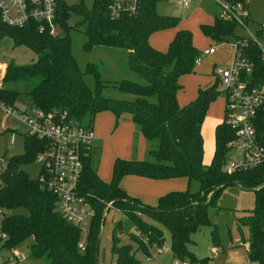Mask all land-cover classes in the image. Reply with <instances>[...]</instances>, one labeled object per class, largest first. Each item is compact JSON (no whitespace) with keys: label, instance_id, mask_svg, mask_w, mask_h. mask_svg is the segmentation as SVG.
<instances>
[{"label":"trees","instance_id":"1","mask_svg":"<svg viewBox=\"0 0 264 264\" xmlns=\"http://www.w3.org/2000/svg\"><path fill=\"white\" fill-rule=\"evenodd\" d=\"M158 0H140L135 15L112 19L107 14L109 0H94L87 8L84 4L68 6L62 0L58 9V34L39 33L33 24L24 27L10 26L0 20V40L9 37L13 46H25L36 59L18 65L12 59L6 62L1 80L0 101L20 109L16 101L21 94L28 97L29 108L58 114L65 111L83 124H92L99 111L110 110L116 119L128 113L146 140L156 141L149 149L148 160L116 158L110 181L105 182L96 172L94 148L86 159L80 189L92 194L95 214L91 219L84 249L78 248L81 238L77 225L67 221L57 210V198L45 185L20 169V165L33 160L44 148L42 140L24 134L25 150L11 155L0 169L1 231L6 235L0 248H19L29 240L34 257L46 256L49 264H97L96 246L99 244L106 202L121 211L123 219L114 224L111 251L115 264H138L136 253L149 255L154 247L162 246L164 235L147 218L162 223L170 232V250L174 257L194 259L187 249L190 235L199 225L208 223V207L215 203L221 189L236 181L241 187L253 189L256 194L251 213L239 220L249 229L248 261L264 264V163L247 170L227 173L224 165L229 156V142L234 130L221 122L214 130L215 148L209 164L203 163L201 124L210 102L218 94L220 80L213 86L199 89L195 99L179 105L177 90L181 75L190 73L200 55L192 43L188 29L177 30L166 51L153 48L148 39L157 30L175 26L178 16L158 14ZM229 4L246 0H220ZM75 13L85 24L84 49L93 45L113 46L127 51V63L139 80L121 79L115 87L126 97H107L102 90L107 81L95 67L86 65L82 71L71 52V38L67 20ZM248 19H246L247 21ZM237 23L224 19L219 13L211 25H201L205 35L214 41L224 42L234 36L239 43L243 36L235 35ZM244 55L253 62V71L245 79L251 85L264 84V61L260 48L251 40L241 47ZM90 74L94 86L89 87L84 76ZM257 134L264 144V117L257 123ZM125 175H139L154 179L185 177L197 180L199 190H171L161 195L156 205L142 203L128 195L121 187ZM24 207L27 214L15 212ZM147 219V220H146ZM124 222L131 225L127 242L121 243L118 233ZM98 242V243H97Z\"/></svg>","mask_w":264,"mask_h":264},{"label":"rangeland","instance_id":"2","mask_svg":"<svg viewBox=\"0 0 264 264\" xmlns=\"http://www.w3.org/2000/svg\"><path fill=\"white\" fill-rule=\"evenodd\" d=\"M62 1L68 6L84 4L87 8H90L94 0ZM245 2L249 12L247 29L256 34L257 27L264 23V0H246ZM155 10L158 14L178 16L179 22L175 26L154 31L149 39L151 45L167 50L170 43L168 42L170 39L169 34L174 33L175 35L177 30L188 29L192 33L194 46L200 53L205 46L210 45L217 50L216 55L203 57L201 62L195 65V71L182 75L183 77L179 81L181 82L179 92L177 91V101H180L178 104L182 106L195 99L199 89H206L214 85L218 73L226 67L233 55V46L236 39L234 36H230L227 41L218 42L203 33L201 25L213 24L214 14L217 10H220V5L215 0H189L187 6L182 3L179 4L178 0H158ZM80 20L81 17L75 13H72L67 20V24L70 26L71 52L78 67L83 71L86 65L90 64L98 70L100 77L107 81V86L102 90L104 96L126 97L127 94L120 92L115 87L116 81L121 79L139 80L127 63V51L124 48L103 45H93L90 49L85 50L86 36L83 31L85 24L81 23ZM234 34L246 37L248 32L237 25ZM257 39L264 47V33L261 36L258 35ZM166 43H168L167 46ZM10 59L18 65H26L32 63L36 59V55L25 46H13L11 39L6 36L0 40V60L7 62ZM0 63L2 62L0 61ZM84 79L89 87L94 86L92 75L86 74ZM217 88L220 91L212 103L210 102V109L212 113H220L223 116L225 94L222 85L218 84ZM27 103L28 97L25 94H21L16 101V105L20 109L28 107ZM0 120L11 126L7 116H0ZM19 123H17L19 128L14 133L8 130L0 131V158L3 160L0 162L2 163L0 169H3L11 155L21 154L25 150L23 131L25 126L23 123ZM131 125L133 130H131ZM93 128L100 146L95 149L93 154L97 175L106 182L111 179L112 166L116 158L137 159L138 152H141L142 159H138L148 160L151 158L149 149L156 146V141H150L149 143L146 139L145 144L141 145L139 133L135 134L134 132L135 124L133 121L126 115H120L116 119L115 114L110 110H102L96 113L93 119ZM98 134L105 140L102 141L100 136L98 138ZM233 155L236 156L237 152ZM211 158L212 154L207 157L206 155L203 156L206 163H209ZM20 169L25 171L30 178L37 179L41 170L37 155L33 160L21 164ZM147 178L149 177H139L141 180L149 181ZM165 179H172L169 182H172L171 185L175 187L168 188L165 191L188 189L190 192H197L199 190V182L194 179L191 181H188L185 177ZM140 185L142 184L140 183ZM255 200L256 194L253 189H243L233 184L224 186L215 203L208 207V223L199 225L198 229L190 235L191 241L188 242L187 249L192 252L194 259L192 260L186 256L180 260L186 261L188 264H248V253L245 246L248 244L249 229L247 225L240 224L239 220L251 213ZM15 212L27 214L24 207L15 209ZM121 219H123V216L112 208L105 213L99 234L97 264H115V255L111 251V233L114 224ZM147 219L148 222L157 225L162 230L164 243L162 247H159L160 252L152 249L151 253L147 255L138 251L136 253L139 260L138 264H169L176 258L170 250V232L162 223L153 221L150 218ZM130 230H132L131 225L124 222V230L118 233L121 243L127 242V233ZM18 247L24 253L25 258L16 264H49L46 256L34 257L31 254L29 240ZM213 247L216 248L215 253H211ZM9 250L10 248L0 249V264L9 255Z\"/></svg>","mask_w":264,"mask_h":264},{"label":"built area","instance_id":"3","mask_svg":"<svg viewBox=\"0 0 264 264\" xmlns=\"http://www.w3.org/2000/svg\"><path fill=\"white\" fill-rule=\"evenodd\" d=\"M60 0H0V20L10 26L24 27L33 24L39 33L50 36L58 34V9ZM220 5L219 15L224 19H233L238 26L248 32L246 37L233 46V55L226 67L218 74L225 94L222 122L234 130V138L229 142V156L224 165L227 173L255 168L264 163V144L257 134V123L264 117V84L251 85L245 79L253 71V62L242 52V45L251 40L261 50L264 61V47L257 36L263 35L264 23L256 29V34L247 29L249 12L241 2L229 4L215 0ZM188 5L189 0H180ZM140 0H109L107 14L112 19L124 15H135ZM258 34V35H257ZM214 46L204 50L202 55L213 53ZM2 110L18 119L25 126V134L34 136L44 143V148L37 154L41 164L39 181L57 198L59 213L69 222L77 225L81 238L78 248L84 249L91 219L95 214L91 199L94 195L82 193L80 182L86 159L90 155L96 139L93 124H83L67 115L45 112L39 108L18 109L0 101ZM237 152V155L233 154ZM3 160L0 158V162ZM2 164V163H0ZM106 209L115 208L111 202L105 203ZM0 241L6 235L1 231ZM162 247V246H159ZM158 246L153 249L160 252ZM249 252L248 244L245 246ZM216 248L211 249L215 253ZM25 258L19 248H11L3 264H16ZM148 259V258H147ZM169 264H188L175 258ZM248 264H252L249 262Z\"/></svg>","mask_w":264,"mask_h":264},{"label":"crops","instance_id":"4","mask_svg":"<svg viewBox=\"0 0 264 264\" xmlns=\"http://www.w3.org/2000/svg\"><path fill=\"white\" fill-rule=\"evenodd\" d=\"M178 3L181 4L182 2H180V0H178ZM187 6V5H185ZM220 12V10H217L214 14V17L216 14H218ZM249 20V19H248ZM181 28H184V27H181ZM151 36V35H150ZM150 36H149V39H150ZM169 41L170 42L173 37H174V33L173 34H169ZM193 38V37H192ZM148 39V41H149ZM150 43V41H149ZM193 45H194V42L192 41ZM151 45V44H150ZM168 45V43H166V46ZM153 48L157 49V50H160V51H166L164 50L163 48L160 49L161 47H157V46H154V45H151ZM212 47L211 45L210 46H205L203 48V51ZM202 51V52H203ZM201 52V53H202ZM200 53V54H201ZM217 54V50L215 48V51L213 53H208V54H205V55H202L201 56V59L199 62H195V65L199 64L201 62V60L203 59V57H210V56H214ZM2 63H0V86H1V80H2V77L4 75V72H5V67H6V61H2L0 60ZM193 71H195V66H194V69ZM220 73V72H219ZM218 73V74H219ZM181 77H183L182 75L180 76L179 78V81L181 79ZM217 78V77H216ZM216 80V79H215ZM179 84H181V82H179ZM221 85V84H220ZM205 88V87H203ZM218 90L220 91V89L218 88ZM178 91V90H177ZM179 92V91H178ZM196 94V93H195ZM194 94V96H195ZM197 95V94H196ZM177 98H178V94H177ZM180 103V101H178ZM212 103V102H211ZM211 103L208 105V108H207V111H206V115L203 119V122L201 124V135H202V140H203V156L206 155L209 156V154H212L213 156V153H214V148H215V138H214V130H215V127L217 124L221 123L222 122V119H223V116L220 115V113H212L211 109H210V106H211ZM225 103V101H224ZM22 109H25L22 108ZM223 114H224V104H223ZM123 115H126L128 116L130 119V115L128 113H124L122 114ZM0 116H7L9 118V121L11 123V126L9 125H6L5 122L3 120H0V131H5V130H8L9 132L11 133H14L18 130L19 126L17 125L20 124L19 120L14 118L13 116H11L10 114L4 112L2 110V108L0 107ZM132 120V119H131ZM17 121V122H16ZM14 123H16L14 125ZM22 123V122H21ZM134 123V122H133ZM93 124V123H92ZM94 129V128H93ZM131 130H133V126L131 125ZM24 131V134H25V129L23 130ZM135 134L136 133H139V140H140V144L143 145L145 144V136L141 133V131H139L135 125V130H134ZM134 134V133H133ZM98 138L100 136V134L97 135ZM100 139L102 141H104L105 139L100 136ZM99 140L98 139H95L94 143H93V146L92 148H94V151L95 149H97L99 146L98 144ZM101 143V141H100ZM141 152H138V155H137V159H142V156L143 155H140ZM138 159V160H139ZM212 159V158H211ZM211 161V160H210ZM205 161L203 160V163ZM205 164H209L208 162ZM1 166V164H0ZM97 168V167H96ZM96 172H97V169H96ZM139 175H132V176H124L121 181H120V187L130 196H133V197H136L138 198L139 200H141L142 202H146L147 204H152L153 205H156L157 203V200L158 198L167 193L168 191H165L167 190L168 188H175L173 185H171L172 182H169V180L171 181L172 179H154V178H147L149 179V181H145V180H141L139 179V177H143V176H139ZM187 179V178H186ZM102 180V179H101ZM104 181V180H103ZM191 181V180H190ZM106 182V181H105ZM108 182V181H107ZM140 183L142 185H140ZM183 190V189H181ZM165 192V193H162V192ZM171 191V190H170ZM153 202V203H152ZM145 203V204H146ZM1 249V248H0ZM2 262V261H1ZM3 264V262H2Z\"/></svg>","mask_w":264,"mask_h":264},{"label":"water","instance_id":"5","mask_svg":"<svg viewBox=\"0 0 264 264\" xmlns=\"http://www.w3.org/2000/svg\"><path fill=\"white\" fill-rule=\"evenodd\" d=\"M231 184L241 187L236 181L231 182ZM241 188L249 189V188H244V187H241ZM97 257H98V246H96V255H95L96 261H97Z\"/></svg>","mask_w":264,"mask_h":264}]
</instances>
